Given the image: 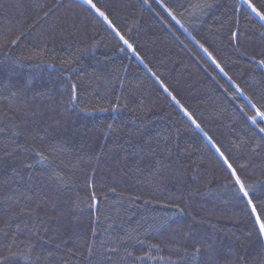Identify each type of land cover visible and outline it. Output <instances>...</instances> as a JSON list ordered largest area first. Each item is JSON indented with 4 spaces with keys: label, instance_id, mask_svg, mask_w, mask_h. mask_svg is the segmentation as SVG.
I'll use <instances>...</instances> for the list:
<instances>
[{
    "label": "trees",
    "instance_id": "16d2710c",
    "mask_svg": "<svg viewBox=\"0 0 264 264\" xmlns=\"http://www.w3.org/2000/svg\"><path fill=\"white\" fill-rule=\"evenodd\" d=\"M93 2L115 28L83 0H0V255L16 235L25 264H261L213 142L264 193V23L244 0Z\"/></svg>",
    "mask_w": 264,
    "mask_h": 264
},
{
    "label": "snow or ice",
    "instance_id": "6c2138e0",
    "mask_svg": "<svg viewBox=\"0 0 264 264\" xmlns=\"http://www.w3.org/2000/svg\"><path fill=\"white\" fill-rule=\"evenodd\" d=\"M84 4L89 5L96 13L99 14L100 17H102L107 23L115 28V25L112 24V21L108 18V16L105 14L104 11H102L97 5L93 2V0H83ZM244 3L248 5L249 9L251 10L252 13H254L259 20L264 23V11H261L260 8H257L255 4L251 2V0H244ZM264 7V5H262ZM47 15V13H45ZM234 23L236 24L237 28L236 31L231 32V39L233 41L237 40L238 35H239V20H235ZM117 35H119V38L121 41H123L124 45L127 46V48L132 50L133 55L139 57V53L136 52L135 48L127 39L124 38L122 34L119 33V30H117ZM13 44L18 43V40L12 41ZM201 47H203L201 45ZM123 51V49H121ZM204 51L211 57L212 54L208 52L207 49H204ZM41 53H36L37 56H39ZM141 60L143 59L142 57L140 58ZM253 60H255V57H252ZM214 60V58H213ZM261 66H264V59L259 60L258 62ZM219 67V65H217ZM223 71V69H221ZM65 77L68 78L69 81V88H70V100L69 104H77L79 102V97H78V91H77V85L76 83H73L71 81V72L66 71ZM153 76H155V73H152ZM157 79H159L157 77ZM162 83V82H161ZM165 91L167 89L165 88ZM172 100L175 101L177 104H179V101L176 100V97L173 95ZM115 108H119V104L117 103ZM181 109L183 112L191 119V122L195 125L197 129H201V125L196 122V120L192 117V114L188 111L187 108H184L183 105H180ZM255 107V105H253ZM85 111H89V109H85ZM257 117L261 119V121H264V111H260L259 109H256V114L254 116L249 117V119L255 124L257 121ZM112 126L109 125V128ZM259 127V125H257ZM5 128H0V133L4 132ZM259 131L261 133H264V127H259ZM16 134V133H14ZM204 136L211 141V137L207 135V133H203ZM213 147L215 148L216 152L218 155L221 157L223 160L224 164L226 165L227 168V175L224 177L225 180V187L231 192L232 196L235 198L237 201H242L244 205V210L247 211L248 215L250 218L253 220L254 225L256 226V233L259 238L264 240V217H262V210H264V193H257L255 189V185L250 183L247 179L246 176L241 175V172H243L245 166L243 164H238L236 167L233 166L232 163L228 161V157L225 156L224 152L220 150L218 146H216L213 142ZM35 152V155L37 157L35 163L39 164L42 162H47L48 161V156L45 155L43 152L36 151L33 149ZM24 167L31 169L33 167L32 164H26ZM157 167H163V161H158L157 162ZM239 169V171H238ZM13 172L16 171L15 168L12 169ZM32 191V186L29 185V187L24 190L20 191L19 189H13L12 190V195L8 197V199H13L15 198L16 200H20L21 197H23L26 201L29 200L30 198L26 195V192ZM111 191L115 192V189H111ZM33 195H36V193H33ZM90 199L93 201L94 205H97L99 203L95 192H92ZM133 202H135L136 199H140L139 197H133ZM53 207H55L53 205ZM173 210L174 214H179V215H184L185 214V208L181 207L179 203L173 204L170 206ZM24 209L21 210V214L24 213ZM28 215L30 216H35L37 213L35 210H32L28 212ZM17 216L16 213H11L12 219H15ZM10 230V228H9ZM17 232H19V225H17ZM186 236L189 235V233L185 234ZM249 236L252 235L251 232L248 233ZM93 236H95V230H93ZM17 242V236L13 235L11 242L7 248L8 255L3 256L0 255V264H8V261L11 259H18L21 264H25V262H29L31 260V253L34 248V244L32 243V240L30 237H26L24 243V249L23 250H13L12 245H15ZM51 242V241H48ZM94 243V241H93ZM151 247L155 248L158 247V245H151ZM87 251L89 253H92L93 247L92 244H89L87 247ZM114 252L115 249H112ZM195 252L198 254L200 252V248L197 247L195 248ZM138 259L143 260L144 257H139ZM261 264H264V261H261Z\"/></svg>",
    "mask_w": 264,
    "mask_h": 264
}]
</instances>
